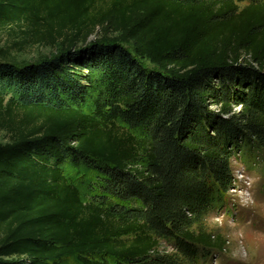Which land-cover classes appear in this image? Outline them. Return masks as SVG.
Returning <instances> with one entry per match:
<instances>
[{
  "label": "trees",
  "instance_id": "trees-1",
  "mask_svg": "<svg viewBox=\"0 0 264 264\" xmlns=\"http://www.w3.org/2000/svg\"><path fill=\"white\" fill-rule=\"evenodd\" d=\"M5 33L0 264H200L220 249L200 225L235 154L264 158V0H0ZM35 46L59 51L6 61ZM65 163L92 166L98 196L83 202Z\"/></svg>",
  "mask_w": 264,
  "mask_h": 264
},
{
  "label": "rangeland",
  "instance_id": "rangeland-1",
  "mask_svg": "<svg viewBox=\"0 0 264 264\" xmlns=\"http://www.w3.org/2000/svg\"><path fill=\"white\" fill-rule=\"evenodd\" d=\"M13 41L14 36L10 33L1 34L0 51L8 50ZM58 51V47L44 46L22 52L12 50L6 61L16 66L30 65L51 59ZM0 61H3L1 53ZM140 63L147 70L154 68L147 61ZM9 142V135L0 131V144ZM231 168L233 183L225 195V203L209 211L200 225L202 231L220 245V249L205 252L200 264H264V158L257 154L250 156L246 151L238 152L231 161ZM62 170L79 190L83 202H90L98 196V175L92 166L83 164L75 168L65 163ZM193 229L197 231V227ZM159 250L171 252V248L164 243L160 244ZM105 260L116 264L110 258ZM60 264L79 263L76 256H71L64 257Z\"/></svg>",
  "mask_w": 264,
  "mask_h": 264
}]
</instances>
